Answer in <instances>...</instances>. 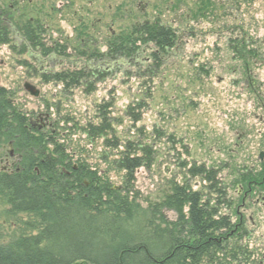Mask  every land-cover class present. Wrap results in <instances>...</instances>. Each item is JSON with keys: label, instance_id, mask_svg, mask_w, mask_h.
<instances>
[{"label": "rangeland", "instance_id": "1", "mask_svg": "<svg viewBox=\"0 0 264 264\" xmlns=\"http://www.w3.org/2000/svg\"><path fill=\"white\" fill-rule=\"evenodd\" d=\"M158 1L0 0V17L10 23V43L0 45V86L31 129L66 150L70 165L96 170L142 206L161 201L175 185L205 195L201 177L190 170L231 159L226 149L237 124L251 127L253 141L264 128L255 117L264 112V0H212L205 9H197L199 0ZM156 18L176 34L157 61L152 45H144L125 62L100 59L87 69L81 53H104L107 41L135 19ZM27 20L38 22L44 48L60 45L63 54L31 47L19 54L24 45L15 26ZM74 69L86 75L76 87L43 80ZM25 83L38 95L24 90ZM100 124L105 129L94 131ZM123 155L142 157L144 164L127 174L117 166ZM17 163L12 147L1 146L0 169ZM4 209L0 202V242L18 231Z\"/></svg>", "mask_w": 264, "mask_h": 264}, {"label": "trees", "instance_id": "2", "mask_svg": "<svg viewBox=\"0 0 264 264\" xmlns=\"http://www.w3.org/2000/svg\"><path fill=\"white\" fill-rule=\"evenodd\" d=\"M211 1L199 0L197 9L211 6ZM177 7L173 5V10ZM9 24L0 17V45L10 43ZM15 27L24 45L19 54L28 47L42 54H63L60 45L44 48L38 22L33 25L27 20ZM175 40V32L158 18L135 19L107 41L104 53L81 55H86L89 69L100 59L125 62L135 57L141 46L152 45V57L157 61L173 48ZM84 71L74 69L43 80L70 89L86 78ZM100 125L94 131L105 129ZM7 145L18 156V163L13 169H0V202L6 207L4 218L14 217L18 231L0 242V264L223 263L219 255L224 258L222 252L228 246L223 242L228 222L198 191L186 184L175 185L161 201L142 206L128 192L113 189L96 170L83 164L70 165L66 150L51 137L31 129L10 91L0 86V147ZM143 164L139 156L123 155L117 160L118 168L130 175ZM62 166L67 173L60 170ZM203 173V169L190 170L191 176ZM231 251L227 263L232 261Z\"/></svg>", "mask_w": 264, "mask_h": 264}, {"label": "flooded vegetation", "instance_id": "3", "mask_svg": "<svg viewBox=\"0 0 264 264\" xmlns=\"http://www.w3.org/2000/svg\"><path fill=\"white\" fill-rule=\"evenodd\" d=\"M255 117L264 126V112ZM239 124L232 147L226 149L231 159L222 158L221 165L203 168L206 191L202 198L228 222L229 231L223 237L228 246L222 255L232 249L229 264H264V128L253 141L251 127L243 129ZM224 167L230 170L226 174Z\"/></svg>", "mask_w": 264, "mask_h": 264}, {"label": "water", "instance_id": "4", "mask_svg": "<svg viewBox=\"0 0 264 264\" xmlns=\"http://www.w3.org/2000/svg\"><path fill=\"white\" fill-rule=\"evenodd\" d=\"M23 88H24V90H26L32 96H37L38 95V90L31 84L25 83L23 85Z\"/></svg>", "mask_w": 264, "mask_h": 264}]
</instances>
